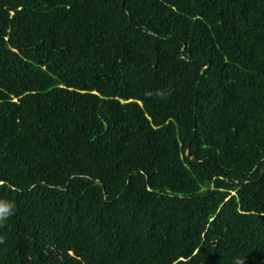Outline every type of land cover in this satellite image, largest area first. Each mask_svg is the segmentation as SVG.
Returning a JSON list of instances; mask_svg holds the SVG:
<instances>
[{"label":"trees","instance_id":"1","mask_svg":"<svg viewBox=\"0 0 264 264\" xmlns=\"http://www.w3.org/2000/svg\"><path fill=\"white\" fill-rule=\"evenodd\" d=\"M0 264H264V0H0Z\"/></svg>","mask_w":264,"mask_h":264},{"label":"clouds","instance_id":"2","mask_svg":"<svg viewBox=\"0 0 264 264\" xmlns=\"http://www.w3.org/2000/svg\"><path fill=\"white\" fill-rule=\"evenodd\" d=\"M13 208L12 202L0 200V223H3L7 216L12 215Z\"/></svg>","mask_w":264,"mask_h":264}]
</instances>
